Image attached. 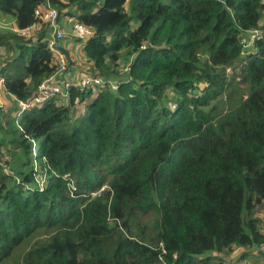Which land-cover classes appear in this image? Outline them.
<instances>
[{
  "label": "trees",
  "instance_id": "16d2710c",
  "mask_svg": "<svg viewBox=\"0 0 264 264\" xmlns=\"http://www.w3.org/2000/svg\"><path fill=\"white\" fill-rule=\"evenodd\" d=\"M47 1L91 27L88 65L64 52L73 84L31 104L62 51ZM7 15L0 264H224L209 253L264 243V0H0Z\"/></svg>",
  "mask_w": 264,
  "mask_h": 264
},
{
  "label": "built area",
  "instance_id": "2783aa9c",
  "mask_svg": "<svg viewBox=\"0 0 264 264\" xmlns=\"http://www.w3.org/2000/svg\"><path fill=\"white\" fill-rule=\"evenodd\" d=\"M36 13L40 17L42 21H48L51 27V34H50V41L49 45L51 47L55 46L56 42H60L65 39L66 31L61 24L59 19V12L58 9L52 5L49 1L46 2L44 7L36 8ZM39 29V23L33 24L29 27L19 29L22 34L29 36L34 31ZM251 37L257 36L259 33L257 29H253L250 31ZM69 34L72 39H76L78 41H86L89 36L92 34V29L90 26L80 22V21H73L70 26ZM61 45V44H60ZM58 48V47H57ZM4 52V47L0 46V54ZM58 62L59 67L58 69L45 78L39 85L36 95L31 101L33 103H41L49 98L55 96L56 94L60 93L64 88L73 84L74 79L72 78L71 71L67 70V58L66 54L63 51H59L58 53ZM3 78H0V86L2 84ZM103 80L98 77H84L81 79V85L83 86H91L94 84H102ZM115 87V83H113ZM23 108L30 106L31 104H27L23 101L20 103ZM261 252L264 254V243H261L259 246Z\"/></svg>",
  "mask_w": 264,
  "mask_h": 264
},
{
  "label": "rangeland",
  "instance_id": "374dc122",
  "mask_svg": "<svg viewBox=\"0 0 264 264\" xmlns=\"http://www.w3.org/2000/svg\"><path fill=\"white\" fill-rule=\"evenodd\" d=\"M7 20H2L0 22L1 23V29L3 31H14L16 28V23L15 20L13 19L12 16L7 15L6 16ZM63 20V15L61 16V23ZM263 25H264V17H263V21H262ZM67 32V36H69V39H72L71 36L69 35V31ZM74 41L75 47L72 49L73 52L75 53L76 51L78 52L79 56L82 54V57L79 59V62L81 63V65L83 67H86L88 65V62L84 59L83 57V51L80 50L82 47V43L83 41H75V39H72ZM5 99V104L6 102L9 101V96H7L5 94L4 98L3 95L0 98V101L4 102ZM3 156L7 157V154H3ZM253 212H255L256 216H259V220H260V225H262L263 229H264V198L262 197H257L256 195H253ZM247 212L248 210L245 209L244 210V222L246 223L247 221ZM152 218V217H149ZM236 250L233 253H225V252H220L218 253L217 251H211L209 253V255L212 256L213 260H217L218 258H221L224 264H233V261H236V264H264V256L261 253V250L259 247H256V249H253V253H249L246 252L245 256H241L240 254H242L243 252L251 249L250 247L245 248L242 247L240 248V246H236ZM254 248V246L252 247ZM159 264H164L163 262L159 263Z\"/></svg>",
  "mask_w": 264,
  "mask_h": 264
},
{
  "label": "crops",
  "instance_id": "0c3cea01",
  "mask_svg": "<svg viewBox=\"0 0 264 264\" xmlns=\"http://www.w3.org/2000/svg\"><path fill=\"white\" fill-rule=\"evenodd\" d=\"M64 18V17H63ZM71 20L68 22V20L67 19H63L62 20V23H63V27H64V30L65 31H69L70 30V25H71ZM61 45H62V47L63 48H65L67 51H68V55L71 57V54H74V52H73V48L75 47V44H74V41L72 40V39H64V40H62L61 41ZM75 54H76V56H78L79 54H78V52L76 51L75 52ZM72 70H73V72H76L77 71V73H78V71H79V68L78 67H73L72 68ZM76 76H78V74H76ZM235 261H233V263H234ZM261 264H263V263H261Z\"/></svg>",
  "mask_w": 264,
  "mask_h": 264
},
{
  "label": "water",
  "instance_id": "95a60500",
  "mask_svg": "<svg viewBox=\"0 0 264 264\" xmlns=\"http://www.w3.org/2000/svg\"><path fill=\"white\" fill-rule=\"evenodd\" d=\"M60 44H61L60 42H56L54 45L58 47L59 49H61L63 52L68 54V51L65 48H63L62 45Z\"/></svg>",
  "mask_w": 264,
  "mask_h": 264
},
{
  "label": "bare ground",
  "instance_id": "6f19581e",
  "mask_svg": "<svg viewBox=\"0 0 264 264\" xmlns=\"http://www.w3.org/2000/svg\"><path fill=\"white\" fill-rule=\"evenodd\" d=\"M23 113V112H22Z\"/></svg>",
  "mask_w": 264,
  "mask_h": 264
},
{
  "label": "clouds",
  "instance_id": "9594fccd",
  "mask_svg": "<svg viewBox=\"0 0 264 264\" xmlns=\"http://www.w3.org/2000/svg\"><path fill=\"white\" fill-rule=\"evenodd\" d=\"M251 31V30H250Z\"/></svg>",
  "mask_w": 264,
  "mask_h": 264
}]
</instances>
